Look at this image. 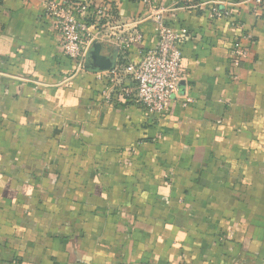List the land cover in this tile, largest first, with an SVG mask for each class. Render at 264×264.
Segmentation results:
<instances>
[{
    "label": "crops",
    "instance_id": "crops-1",
    "mask_svg": "<svg viewBox=\"0 0 264 264\" xmlns=\"http://www.w3.org/2000/svg\"><path fill=\"white\" fill-rule=\"evenodd\" d=\"M45 1L0 3V264H264V4L167 14L185 31L183 78L154 118L131 67L155 26L137 23L123 57L109 43L133 32L140 0H68L114 14L102 80L74 71ZM236 44L247 56L233 69Z\"/></svg>",
    "mask_w": 264,
    "mask_h": 264
},
{
    "label": "built area",
    "instance_id": "built-area-1",
    "mask_svg": "<svg viewBox=\"0 0 264 264\" xmlns=\"http://www.w3.org/2000/svg\"><path fill=\"white\" fill-rule=\"evenodd\" d=\"M6 0H0V3ZM144 11L134 24L133 32H127L109 41L116 45L122 57L132 46L142 41V34L137 23L151 22L156 29V43L152 49L141 51V58L136 66L131 67L135 82L134 98L148 116L161 117L169 108L171 101L177 95L179 84L183 78L181 68V41L184 29L172 27L167 22V14L177 8H189L204 11L202 0H176L170 7H156L155 0H140ZM257 5L264 0H256ZM45 15L50 17L58 35V44L62 53L73 63L75 72H85L86 54L94 41L105 40L102 30L112 22L113 12L105 5H95L90 2L80 4L68 0H46ZM89 12L94 13L100 20L99 29L93 28L86 22ZM221 14L212 8L210 17L218 18ZM242 39L251 40L249 33L242 34ZM247 56V51L236 44L230 54V65L237 69L241 60ZM113 71L94 74L96 80H102Z\"/></svg>",
    "mask_w": 264,
    "mask_h": 264
},
{
    "label": "water",
    "instance_id": "water-1",
    "mask_svg": "<svg viewBox=\"0 0 264 264\" xmlns=\"http://www.w3.org/2000/svg\"><path fill=\"white\" fill-rule=\"evenodd\" d=\"M103 43L94 41L89 48L85 62L84 71L87 73H101L113 71L117 65L118 51L114 49L109 55L102 52Z\"/></svg>",
    "mask_w": 264,
    "mask_h": 264
},
{
    "label": "trees",
    "instance_id": "trees-1",
    "mask_svg": "<svg viewBox=\"0 0 264 264\" xmlns=\"http://www.w3.org/2000/svg\"><path fill=\"white\" fill-rule=\"evenodd\" d=\"M86 22L96 29H99L101 26L100 20L97 19V17L92 12H89V14L87 15Z\"/></svg>",
    "mask_w": 264,
    "mask_h": 264
},
{
    "label": "rangeland",
    "instance_id": "rangeland-1",
    "mask_svg": "<svg viewBox=\"0 0 264 264\" xmlns=\"http://www.w3.org/2000/svg\"><path fill=\"white\" fill-rule=\"evenodd\" d=\"M0 208H1V206H0ZM3 208V207H2ZM1 210V209H0ZM16 212V211H15ZM1 239V238H0ZM3 240V239H2ZM1 241V240H0ZM3 241H6V238H5V240H3Z\"/></svg>",
    "mask_w": 264,
    "mask_h": 264
}]
</instances>
